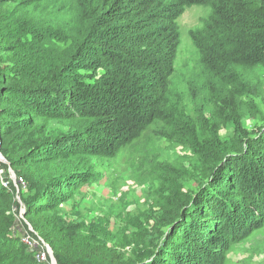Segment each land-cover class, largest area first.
<instances>
[{
  "label": "trees",
  "instance_id": "16d2710c",
  "mask_svg": "<svg viewBox=\"0 0 264 264\" xmlns=\"http://www.w3.org/2000/svg\"><path fill=\"white\" fill-rule=\"evenodd\" d=\"M192 6L212 15L191 35L200 68L184 77L177 22ZM0 64L1 152L58 264H225L246 228L264 227V126L242 129L264 117V0H0ZM166 146L200 163L193 193L187 157L159 162ZM132 148L158 183L162 231L105 258L48 226L96 164ZM16 204L0 173V264H51L9 234Z\"/></svg>",
  "mask_w": 264,
  "mask_h": 264
},
{
  "label": "rangeland",
  "instance_id": "374dc122",
  "mask_svg": "<svg viewBox=\"0 0 264 264\" xmlns=\"http://www.w3.org/2000/svg\"><path fill=\"white\" fill-rule=\"evenodd\" d=\"M211 15L210 7L192 6L177 22L181 45L175 67L184 77H188L190 73L195 74L200 68V56L191 35L202 29ZM1 64L3 66L4 63ZM259 72L261 74V71ZM261 106L264 107V105ZM263 118L246 117L242 121L243 132L247 135L257 132L264 126ZM221 135L224 139H230L233 137V131L223 130ZM168 148L166 146L163 158L159 162L168 163L179 156L187 157L186 167L190 180L185 183L184 190L193 193L198 182L204 177L200 163L194 159L189 160L190 151ZM140 156L143 155L132 148L121 152L115 160L107 161L104 165L96 164L93 182H82L74 197L59 206L54 215L55 222L48 226L57 232L69 229L76 246L82 250L84 244H87L94 250L95 247H101L100 256H106L105 258L113 255L130 256L134 248L129 243L131 237L135 233L143 234L144 237L139 239L142 242L148 239L156 228L162 231L164 225L161 223L167 212L161 209L160 202L154 198L158 183L151 172L142 165L143 160H139ZM5 159L8 161L6 157ZM10 170L15 174V179L12 178ZM0 173L3 179H9L17 188V204L12 211L15 216V225L12 226L9 234L22 239L29 250L38 254L41 262L51 261L48 250L50 245L42 239L40 233L35 231L30 223L25 221L26 208L20 187L26 189V186L17 183L21 175L1 160ZM4 175L7 177L4 178ZM4 185L8 186L7 182ZM54 219L47 218L44 222L48 223L49 220ZM138 226L141 230L136 231ZM109 248H111L110 252H108ZM211 255L213 257L220 253H211ZM220 262L221 259H218V263ZM221 264H224V260ZM225 264H264V227L254 232L246 228L242 239L231 249Z\"/></svg>",
  "mask_w": 264,
  "mask_h": 264
},
{
  "label": "water",
  "instance_id": "95a60500",
  "mask_svg": "<svg viewBox=\"0 0 264 264\" xmlns=\"http://www.w3.org/2000/svg\"><path fill=\"white\" fill-rule=\"evenodd\" d=\"M0 160L3 161L4 163L10 165V167H11V164L5 159V157L3 156L2 152H1V146H0ZM10 174H11L12 178L15 179V174L13 173L12 170H10ZM6 177H7V175H4V178H6ZM48 250H49V254L51 256L52 264H57V261L54 257V254H53L54 252L50 246H48Z\"/></svg>",
  "mask_w": 264,
  "mask_h": 264
},
{
  "label": "built area",
  "instance_id": "2783aa9c",
  "mask_svg": "<svg viewBox=\"0 0 264 264\" xmlns=\"http://www.w3.org/2000/svg\"><path fill=\"white\" fill-rule=\"evenodd\" d=\"M17 183H18V184H22V185H24V186H25V184H24V182H23L22 178H19V180H17ZM38 260H39V261H41V258H40V257H38Z\"/></svg>",
  "mask_w": 264,
  "mask_h": 264
}]
</instances>
